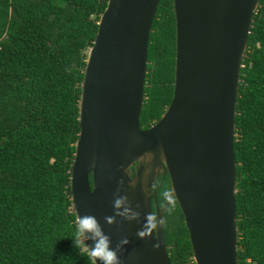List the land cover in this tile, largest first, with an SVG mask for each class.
<instances>
[{"label":"water","instance_id":"water-1","mask_svg":"<svg viewBox=\"0 0 264 264\" xmlns=\"http://www.w3.org/2000/svg\"><path fill=\"white\" fill-rule=\"evenodd\" d=\"M156 3L105 0L98 14L78 84L69 209L74 220L94 215L112 248L127 238L118 251L120 264H169L162 222L146 238L137 234L145 214L162 221L154 179L165 173L193 264H237L233 114L257 0H170L171 94L158 118L140 128L145 47ZM118 198L126 199L116 209ZM133 213L138 215L128 219Z\"/></svg>","mask_w":264,"mask_h":264},{"label":"trees","instance_id":"trees-1","mask_svg":"<svg viewBox=\"0 0 264 264\" xmlns=\"http://www.w3.org/2000/svg\"><path fill=\"white\" fill-rule=\"evenodd\" d=\"M104 4L0 0V264H91L73 244L67 167L85 52ZM173 38L170 0H157L140 128L169 100ZM233 125L236 263L264 264V0H257L240 58ZM154 183L168 262L193 264L181 213L162 196L169 191L166 174Z\"/></svg>","mask_w":264,"mask_h":264},{"label":"clouds","instance_id":"clouds-1","mask_svg":"<svg viewBox=\"0 0 264 264\" xmlns=\"http://www.w3.org/2000/svg\"><path fill=\"white\" fill-rule=\"evenodd\" d=\"M165 193L168 195L166 196ZM162 196L167 204L174 205L172 194L169 191L166 190ZM124 199L126 198L116 199L114 202V208L119 209ZM127 212L128 209L125 208L124 212H118L117 214L124 215ZM137 215V213H133L131 216H127V218L133 219ZM105 220L108 223H112L114 217H106ZM161 222L162 221L158 220L155 213L145 214V222L142 229L138 230V236L140 238L150 236ZM72 238L74 247L78 249L82 256H86L91 261V264H97L98 261L100 264H120L118 251L122 244H127L129 242L127 238H124L115 248H112L110 236L105 234L98 219L91 214H85L83 216L77 215L75 220V232ZM89 240L92 241L91 244L86 243V241Z\"/></svg>","mask_w":264,"mask_h":264},{"label":"flooded vegetation","instance_id":"flooded-vegetation-1","mask_svg":"<svg viewBox=\"0 0 264 264\" xmlns=\"http://www.w3.org/2000/svg\"><path fill=\"white\" fill-rule=\"evenodd\" d=\"M165 174V173H164ZM163 175V174H162ZM156 178V177H155ZM155 180V179H154ZM155 184V183H154ZM154 188H155V185H154ZM156 189V188H155ZM156 191V190H155ZM155 202H156V199H155ZM157 205V203H156ZM158 207V206H157ZM159 208V207H158ZM150 210L153 211V202L150 200Z\"/></svg>","mask_w":264,"mask_h":264}]
</instances>
